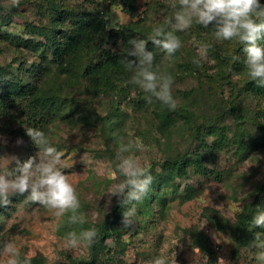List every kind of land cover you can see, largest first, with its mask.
Wrapping results in <instances>:
<instances>
[{"label":"rangeland","instance_id":"rangeland-1","mask_svg":"<svg viewBox=\"0 0 264 264\" xmlns=\"http://www.w3.org/2000/svg\"><path fill=\"white\" fill-rule=\"evenodd\" d=\"M76 1L73 0L72 3ZM152 1L154 0H137L136 10L132 18H129L121 11L120 0H114L111 4L95 0L98 7L104 10L103 16L108 20L107 29H114L139 18L143 19L141 22L143 26L153 29L158 21H163L165 16L168 14L171 16L176 11L167 8L169 0H155L158 2L155 6L150 5ZM8 2L9 0H0V13L11 12L9 23L2 26L11 35L28 37L29 34L24 30L23 22L46 24L50 16L47 11L41 17L39 16L36 12L35 0H20V6L12 7L10 10L4 7ZM163 8L167 11L162 10ZM179 35L182 47L170 58L163 51L159 64L166 70L165 74L173 77L172 92L179 106L192 109L196 114L201 113L203 116L211 114L213 113L212 108H217L219 104H222L220 102L222 99L218 95L227 96L230 91H233L229 85L224 84V81L219 82L216 79L212 82L207 79V75L214 66L211 55L219 50L220 53L229 52L228 49L232 43L231 41L217 42L214 40L211 44L206 38L194 33L191 28L185 32H179ZM202 44L211 45L213 50L210 48L207 58L202 61L206 69L204 71L200 69L201 77L196 72L193 75L187 74V71H182L183 76H176L178 67L184 69L178 66L180 62L199 58V46ZM113 46L107 43L106 47L120 48V41L116 40ZM35 61V54L26 52L23 48L19 49V46H14L10 42L0 40V65H9L14 72L19 62H25L23 65L25 67ZM198 76L199 83L197 82ZM242 77L231 75L229 80L234 82ZM215 82L218 86H213ZM197 83L201 84L200 89L207 87L201 90L203 96L200 95L193 99H185L181 96L179 91H187ZM138 90L141 89L136 86L135 90L134 87L126 89L125 94L109 92L108 95L102 93L103 95L96 97L83 96L75 107L76 111H80L73 117V125L58 120L57 117L46 128H41L50 144L64 153L63 161L69 167L63 171L76 187L81 203L80 211L89 222H95L105 212H108L113 200L117 198L113 196L109 202L106 193L115 182L111 175L114 171L116 156L112 161L104 155L96 156V152L102 148L103 135L109 137L114 143L115 152L119 147L121 137L125 140L137 138L142 140L146 151L135 154L142 158V163H150L154 172H159L158 165L166 156L182 154L185 151L193 152L197 143L191 139L190 128L182 126L179 118L175 119L166 131H160L157 118L152 117L149 104L146 105L145 96L147 94H143L145 95L143 105H137L133 101L136 99ZM71 91L75 99L78 96L77 89L73 87ZM239 103L247 109L248 113L254 110V102L250 98L243 103L242 98L239 97ZM106 115H109L108 121H113L110 130L108 126H104V121L100 123L98 120ZM256 118L261 125V130L255 132L260 134L262 131L260 134L262 135L261 148H251L245 152L232 154L231 150L234 147L230 144L217 148L212 145L214 136H204L203 141L209 147L201 146L199 153L200 163L206 170L201 169L195 172L190 163L186 174L182 177H176L164 183L154 180L149 205H136L135 225L125 228L121 216L115 224L119 234L118 238L110 237L105 240L106 248L102 253L95 254L94 263L150 264L154 257L163 254L170 262L175 259L176 264H206V255L192 240L191 229H195L200 230L211 244L215 253L213 264H216L218 256L227 258L231 264H258L254 254L259 250L251 248L255 239L248 246H242L236 256L233 243L227 234L215 229L203 215L205 208H211L226 221H234L237 207L241 208L244 203L250 201L252 195L249 194L263 180L264 105L261 101ZM227 119L231 120L227 117L224 120L225 123ZM0 122L2 123L1 118ZM8 127L9 129L2 127L3 131H0V171L6 166L10 169L15 167L17 159L20 161L22 158L23 161V158L28 159L38 151L29 136L23 137L15 133L12 131L14 128L12 125ZM13 157L15 159H12ZM190 189L191 194L187 193ZM184 195H189V198L181 201ZM26 196L27 193L15 202L13 208L3 217L2 233H0V264H5L6 257L2 249L6 242H12L20 250L21 259L25 256L37 257L43 261V264H71L72 259L86 260L87 248L66 250L63 247L65 236L57 232V226L63 218H56L50 210L37 203L27 202ZM263 196L264 186L259 197L264 210ZM123 210L125 211L124 207ZM252 229L255 236L257 232H264V229ZM214 236L220 240L219 244L215 242Z\"/></svg>","mask_w":264,"mask_h":264},{"label":"trees","instance_id":"trees-1","mask_svg":"<svg viewBox=\"0 0 264 264\" xmlns=\"http://www.w3.org/2000/svg\"><path fill=\"white\" fill-rule=\"evenodd\" d=\"M72 1L35 0L36 12L39 16L44 15L46 11L50 13V16H48L46 24L23 22L24 30L29 34L28 37L11 35L4 30L3 27L9 23L11 12L0 13V40L19 46V49L23 48L24 51L33 53L36 57L34 63H29L25 67H23L25 62H19L14 72L9 65H0V118L2 119L0 131H3L2 127L9 129L8 125H12L14 126L12 131L25 137L27 136L26 128L33 127L41 130V128H46L50 122H54L57 117L58 120L73 125V117L80 111H76L75 107L83 96L96 97L97 95H108L109 92L111 94H125L129 87H134L135 90L136 86L129 82L132 73L122 63L123 57L131 47L128 43L131 39L146 41L147 49L152 51L155 57L154 68H158L162 73L166 72L159 64L163 50L156 48L148 39L152 34V28L143 26L141 24L142 18L130 20L114 29H107L108 20L103 16L104 10L98 7L95 0H77L75 3ZM101 1L108 4L114 2V0ZM136 1L120 0L121 11L127 14L129 18H132L136 10ZM260 3L264 4V0H260ZM153 4L155 6L158 2L154 0L150 5ZM159 7L161 8L162 5L160 4ZM164 9L166 8L162 10ZM167 16L170 17L169 14ZM162 22L158 21V23ZM191 30L213 44L215 38L211 25L205 28L194 23ZM175 34L180 36L179 32ZM116 40L120 41V48L112 49L111 47H114ZM107 43L111 47H106ZM231 43L229 52L220 53L219 50L214 51L211 55L214 66L207 75V79L212 82L216 79L219 82L224 81V84L229 85L230 89L233 90L227 96L218 95L222 99L220 101L222 106L219 104L217 108L214 107L215 111L212 108L213 113L203 116L201 113L196 114L192 109L184 106H178L175 111H170L155 98L151 103H146V105L149 104L152 117L157 118V126L160 131H166L167 127L179 118L182 126L190 128L191 139L197 142L193 152L185 151L182 154L166 156L158 165L159 172H154L152 169L156 181L164 183L176 177L184 176L190 163L195 172L201 169L206 170L200 163L201 155L199 153L201 146L209 147L203 141L206 135L214 136L212 145L217 148L230 144L234 147L231 150L232 154L245 152L251 148H261L262 135L260 134L262 131L260 134L255 132L261 130L256 113L260 101L264 105V87H258L255 82L249 79L244 64L243 46L236 40H232ZM233 56H239L240 60L233 61ZM197 60L180 62L178 66H182L184 69L178 67L176 76H183L182 71H187V74L192 75L196 72L200 76V71H204L206 66L202 62L197 65L195 63ZM231 75L243 77L230 82ZM199 76L197 77L198 83ZM198 83L196 86L190 87L189 90L179 91V93L185 99L200 96L203 93L201 90L207 87L200 89L201 84ZM213 86H218V83L215 82ZM73 87L77 89L78 96L75 99L72 97L71 89ZM143 94L142 90L137 91L136 99L133 100L137 105L144 104L145 95L143 96ZM239 97L242 98L243 103L248 98L253 100L254 110L251 113H248L247 109L240 105ZM108 116H103L98 120L100 123L104 121V126H108L110 130L113 121H108ZM227 117L231 120L227 119L225 123L224 120ZM252 128H254L253 131ZM103 138L102 148L96 152V156L104 155L110 161L115 160L117 151L114 150V143L105 135ZM25 160L27 159L23 158V161ZM23 161L21 158L20 162ZM263 186L264 178L249 194L252 195L250 201L242 205V213L236 214V218L232 222L226 221L211 208L204 209L203 215L206 220L215 229L227 234L232 241L236 256L242 246H248L255 239L253 229L249 227L256 212L263 210L262 203L259 201ZM190 191L192 190L190 189L187 193ZM152 193L150 191L148 197L139 202L138 205H149ZM23 196H12L8 205H0V233H2L3 217L13 208V204L22 199ZM188 196L184 195L181 201L188 199ZM123 211L117 197L113 200L109 211L105 212L95 222L86 220L83 225H69L67 224V216L63 217L60 226L57 227L58 234L62 236L66 237L70 231L79 232L82 229L92 227L98 231L96 243L91 248H87L86 260L72 259L71 264H95V254L102 253L106 248L105 240L110 237L118 238L119 234L115 224L122 216ZM191 235L194 244L206 255V264H213L215 253L206 236L200 230L195 229H191ZM31 264H43V261L34 257L31 259Z\"/></svg>","mask_w":264,"mask_h":264},{"label":"clouds","instance_id":"clouds-1","mask_svg":"<svg viewBox=\"0 0 264 264\" xmlns=\"http://www.w3.org/2000/svg\"><path fill=\"white\" fill-rule=\"evenodd\" d=\"M19 6L20 0H9L4 5L9 10ZM167 8L176 11L170 17L165 16L162 23L155 25L148 38L167 57H172L182 47L181 39L175 33L187 31L194 23L205 28L211 25L217 42L236 40L243 46L244 64L249 79L258 87H264V43H261L264 41V4L260 0H169ZM128 43L131 47L122 63L132 73L129 82L147 94V102L151 103L155 98L170 111H175L179 104L172 92L173 77L154 68L155 57L147 49L146 41L131 39ZM210 47L208 44L199 46V60L195 61L197 65L207 58ZM232 59L239 61L240 57L233 56ZM25 131L38 151L23 162L17 159L14 168L6 166L0 171V205H8L12 196L27 193V202L37 203L50 210L58 219L67 216V224H85L86 217L80 211L79 193L63 171L69 167L63 161L64 153L50 144L44 131L33 127L26 128ZM145 151L146 146L139 138L119 139L111 175L115 182L106 193L109 202L113 196L118 197L120 206L125 208L122 214L125 228L135 225L136 205L148 197L155 180L151 164L142 163V158L135 154ZM236 211L239 214L243 209L237 207ZM203 225L204 223L201 227ZM250 228L264 229V210L256 212ZM262 237L264 232H257L251 245V248L259 250L254 254L258 264H264ZM213 238L217 244L220 243L215 236ZM97 239L98 231L95 227L79 232L70 231L66 234L63 247L66 250L91 248ZM2 252L6 257L5 264H31V259L34 258L25 256L21 259L20 250L12 242L4 243ZM150 264H176V261L173 259L170 262L161 254L154 257ZM216 264L231 262L218 256Z\"/></svg>","mask_w":264,"mask_h":264}]
</instances>
